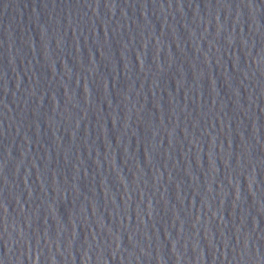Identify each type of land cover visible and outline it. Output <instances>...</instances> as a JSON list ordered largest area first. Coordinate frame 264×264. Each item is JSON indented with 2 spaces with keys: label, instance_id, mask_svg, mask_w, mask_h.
I'll list each match as a JSON object with an SVG mask.
<instances>
[{
  "label": "water",
  "instance_id": "obj_1",
  "mask_svg": "<svg viewBox=\"0 0 264 264\" xmlns=\"http://www.w3.org/2000/svg\"><path fill=\"white\" fill-rule=\"evenodd\" d=\"M0 264H264V0H0Z\"/></svg>",
  "mask_w": 264,
  "mask_h": 264
}]
</instances>
